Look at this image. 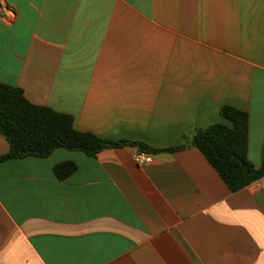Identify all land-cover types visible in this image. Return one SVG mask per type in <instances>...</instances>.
Returning <instances> with one entry per match:
<instances>
[{
    "label": "crops",
    "instance_id": "crops-1",
    "mask_svg": "<svg viewBox=\"0 0 264 264\" xmlns=\"http://www.w3.org/2000/svg\"><path fill=\"white\" fill-rule=\"evenodd\" d=\"M0 84L79 132L161 150L231 126L234 107L259 168L264 0H0ZM137 152L2 163L0 264H264V178L233 193L194 146L146 166Z\"/></svg>",
    "mask_w": 264,
    "mask_h": 264
},
{
    "label": "trees",
    "instance_id": "trees-1",
    "mask_svg": "<svg viewBox=\"0 0 264 264\" xmlns=\"http://www.w3.org/2000/svg\"><path fill=\"white\" fill-rule=\"evenodd\" d=\"M221 116L232 125L216 123L196 130L187 145L154 149L144 143L114 142L79 132L72 117L36 106L22 89L0 84V132L10 146L9 152L0 157V165L30 157L46 159L59 149L96 157L104 150L123 146H134L149 154L173 153L194 146L205 155L230 190L237 193L264 178V164L257 168L248 160L249 114L225 106ZM76 170L75 163L65 162L56 166L54 173L64 180Z\"/></svg>",
    "mask_w": 264,
    "mask_h": 264
},
{
    "label": "built area",
    "instance_id": "built-area-1",
    "mask_svg": "<svg viewBox=\"0 0 264 264\" xmlns=\"http://www.w3.org/2000/svg\"><path fill=\"white\" fill-rule=\"evenodd\" d=\"M134 160L139 166L150 165L154 162L153 155L139 151L135 154Z\"/></svg>",
    "mask_w": 264,
    "mask_h": 264
}]
</instances>
